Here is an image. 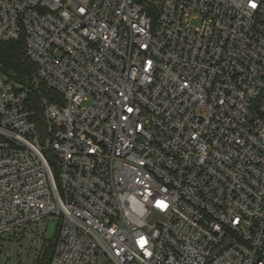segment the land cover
Masks as SVG:
<instances>
[{
	"label": "built area",
	"instance_id": "obj_1",
	"mask_svg": "<svg viewBox=\"0 0 264 264\" xmlns=\"http://www.w3.org/2000/svg\"><path fill=\"white\" fill-rule=\"evenodd\" d=\"M20 40L0 239L52 219L49 264H264V0H0Z\"/></svg>",
	"mask_w": 264,
	"mask_h": 264
},
{
	"label": "trees",
	"instance_id": "obj_2",
	"mask_svg": "<svg viewBox=\"0 0 264 264\" xmlns=\"http://www.w3.org/2000/svg\"><path fill=\"white\" fill-rule=\"evenodd\" d=\"M0 66L1 70L6 72L7 74H13L15 76L14 79L23 84H26L25 81L27 80V78L35 73L34 66L26 57L24 40H20L17 42L0 43ZM40 92H42L48 98L51 97V92L47 91L43 87L40 88ZM31 100L33 104H35L37 110L38 126L42 130L43 120L41 117L39 92L33 94ZM57 232L54 239L44 240V244L42 245L36 264L50 263L53 249L56 244Z\"/></svg>",
	"mask_w": 264,
	"mask_h": 264
},
{
	"label": "rangeland",
	"instance_id": "obj_3",
	"mask_svg": "<svg viewBox=\"0 0 264 264\" xmlns=\"http://www.w3.org/2000/svg\"><path fill=\"white\" fill-rule=\"evenodd\" d=\"M57 230L58 222L49 219L33 227L32 232L8 235L0 239V264H35L36 257L39 255L34 245L37 240L35 234L42 235L44 240H52Z\"/></svg>",
	"mask_w": 264,
	"mask_h": 264
},
{
	"label": "snow or ice",
	"instance_id": "obj_4",
	"mask_svg": "<svg viewBox=\"0 0 264 264\" xmlns=\"http://www.w3.org/2000/svg\"><path fill=\"white\" fill-rule=\"evenodd\" d=\"M251 6H252V7H256V4H255V3H253Z\"/></svg>",
	"mask_w": 264,
	"mask_h": 264
}]
</instances>
